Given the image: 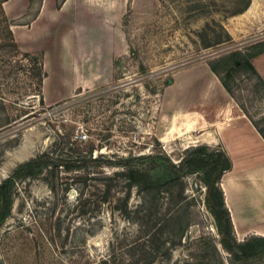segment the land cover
Instances as JSON below:
<instances>
[{
	"label": "rangeland",
	"instance_id": "1",
	"mask_svg": "<svg viewBox=\"0 0 264 264\" xmlns=\"http://www.w3.org/2000/svg\"><path fill=\"white\" fill-rule=\"evenodd\" d=\"M5 1L0 182L41 153L109 162L17 178L11 213L0 225V264H237L219 243L202 171L184 175L180 186L135 188L128 197L121 187L97 207L90 175L110 174L130 155L151 154L132 165L158 168L163 158L176 162L188 147L207 145L199 133H159L167 119L163 96L169 113L186 108L185 86L168 88L178 72L264 45V0H250L237 14L247 0H12L6 18L18 52L5 36ZM24 53L42 61L40 91ZM197 75L196 90L206 80L205 73ZM240 77L231 83L234 96L264 130V88L249 75ZM80 131L85 141L75 138ZM254 183L264 189V181ZM261 201L246 200L254 223L264 214ZM243 264H264V256Z\"/></svg>",
	"mask_w": 264,
	"mask_h": 264
},
{
	"label": "trees",
	"instance_id": "2",
	"mask_svg": "<svg viewBox=\"0 0 264 264\" xmlns=\"http://www.w3.org/2000/svg\"><path fill=\"white\" fill-rule=\"evenodd\" d=\"M250 0H247L244 7L234 14L242 13L248 9ZM3 10V9H2ZM5 22L6 39L8 46L14 52H18L17 44L14 40L10 24L2 11ZM264 51L263 48L251 52L249 49L234 50L226 53L218 58L215 62H207L210 70L219 79L226 92L238 103L246 116L250 119L260 136L264 139V130L246 113L244 108L235 98L231 83L240 79L242 75H249L257 80L264 88V79L260 76L252 59L255 55ZM25 57H29L33 62L34 77L38 91L41 90L42 80L44 77L42 61L36 55L24 53ZM226 73L224 77L220 72ZM183 155L177 157V161H172L168 157L163 158V163L158 168H148L140 170L132 165L133 161L141 159L154 158L151 154L130 155L125 160L116 163L119 166L117 170L110 174L99 170L90 175L93 181L92 185V204L97 207L99 203L107 201L114 190L126 188V196L130 195L131 190L137 188L140 190H152L160 188L168 182H174L173 185L180 186L181 179L188 173H197L202 171V180L205 185V203L213 216L220 236L219 243L221 247L229 254L233 263H247L249 261L259 259L264 256V236L257 234H249L243 240H237L230 218V213L224 202V194L219 186L220 179L223 174L230 171L232 162L221 145H196L185 149ZM109 162L108 159L102 157L90 156L78 159L54 157L50 153H41L18 164L12 172L0 182V207L2 213L0 216V225L10 215L13 205V190L17 178L25 176H36L45 169L64 171H78L82 168L98 166ZM104 261V260H103Z\"/></svg>",
	"mask_w": 264,
	"mask_h": 264
},
{
	"label": "crops",
	"instance_id": "3",
	"mask_svg": "<svg viewBox=\"0 0 264 264\" xmlns=\"http://www.w3.org/2000/svg\"><path fill=\"white\" fill-rule=\"evenodd\" d=\"M11 1L4 2L3 10L6 16H9L7 6ZM42 15L41 11L34 22L42 18ZM263 47L264 45L260 46ZM259 56H264V51L255 55L253 59L257 60ZM253 59V65L264 79V57L260 64L254 63ZM200 73H205L206 80L203 87L196 90L193 78L202 76L197 75ZM177 83L185 86L187 97L181 103L186 108L178 106L175 112L169 113L167 100L163 96L165 104L161 110L167 119L162 124L164 130L159 133H164L162 136L165 138L175 137L179 133H199L196 137L204 144L221 145L232 162L231 170L223 174L219 186L224 194V202L230 213L235 236L239 241L249 234L264 236V222L261 221L264 214L258 213L259 222H252V207L246 202L248 196L250 198L255 196L263 201L260 206L264 210V189L253 187L254 182L264 181V139L207 65H194L181 70L177 77L171 80L168 88ZM229 188L232 189L229 193L231 204L228 203Z\"/></svg>",
	"mask_w": 264,
	"mask_h": 264
},
{
	"label": "built area",
	"instance_id": "4",
	"mask_svg": "<svg viewBox=\"0 0 264 264\" xmlns=\"http://www.w3.org/2000/svg\"><path fill=\"white\" fill-rule=\"evenodd\" d=\"M88 135L84 131L76 132L75 138L78 141H85L87 139Z\"/></svg>",
	"mask_w": 264,
	"mask_h": 264
},
{
	"label": "bare ground",
	"instance_id": "5",
	"mask_svg": "<svg viewBox=\"0 0 264 264\" xmlns=\"http://www.w3.org/2000/svg\"><path fill=\"white\" fill-rule=\"evenodd\" d=\"M227 190V189H226Z\"/></svg>",
	"mask_w": 264,
	"mask_h": 264
}]
</instances>
